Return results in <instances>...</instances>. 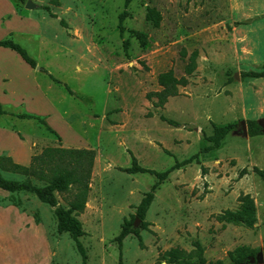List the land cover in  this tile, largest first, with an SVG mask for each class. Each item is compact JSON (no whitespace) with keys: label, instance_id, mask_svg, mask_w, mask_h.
<instances>
[{"label":"rangeland","instance_id":"374dc122","mask_svg":"<svg viewBox=\"0 0 264 264\" xmlns=\"http://www.w3.org/2000/svg\"><path fill=\"white\" fill-rule=\"evenodd\" d=\"M28 1L36 8L28 10ZM125 1L26 0L18 14L11 7H16L14 0L9 6L0 1V41L13 39L38 64L36 79L23 86L26 74L15 57L24 61L0 47V71L13 77L5 92L0 88L7 112L0 131L13 130L20 137L0 139V156L15 161L14 153L28 148L27 142L31 159L48 148H87L97 154L87 207L79 216L87 258L68 234L58 233L56 208L22 193L17 197L24 206L17 208L33 222L38 214L39 227H25L15 215L0 211V264H170L162 258L166 252L194 254L196 243L211 264H231L229 254L240 247L255 252L251 260L264 254V180L259 175L264 171V135L249 136L248 126L244 132V124L264 120V79L245 77L264 67V0H133L125 22L128 54L118 31ZM148 7L161 12L160 28L147 21ZM130 31L147 33L151 48L143 50ZM195 51L197 68L188 75ZM170 70L188 84L160 107L154 95L163 90L158 79ZM44 94L58 113L44 104ZM22 113L45 118L65 138L15 116ZM227 125L232 131L214 147L216 129ZM133 158L157 172L194 158L155 191L146 215L148 230L141 229L136 208L158 179L124 172ZM3 176L44 184L30 174L5 171ZM74 195L59 194L60 206L68 207ZM245 207L255 210L253 228L222 219L227 211ZM127 221L141 229L142 241L130 235L120 245Z\"/></svg>","mask_w":264,"mask_h":264},{"label":"trees","instance_id":"16d2710c","mask_svg":"<svg viewBox=\"0 0 264 264\" xmlns=\"http://www.w3.org/2000/svg\"><path fill=\"white\" fill-rule=\"evenodd\" d=\"M14 1L17 8L19 7V4H26V0ZM132 2L133 0L125 1V11L119 17L118 26L120 37L123 40V47L127 54L129 52L131 42L129 39H125L127 32L125 22L130 17L129 7ZM147 21L151 23L154 28H160L163 16L156 8L148 7ZM61 23L67 28V24L65 22L62 21ZM130 33L138 40L143 50H149L151 48V41L147 33L141 31H130ZM0 47L12 49L18 53L31 68L37 69V61L25 48L16 43L13 39L0 41ZM198 57L199 54L197 51L191 55L190 62L186 68L188 75H192L195 72ZM42 71L48 74L54 83L65 87L63 82L56 79L54 75L48 73L45 69H42ZM245 77L264 79V67L261 71L246 73ZM158 82L163 90L154 95L158 98V105L160 107H163L168 102L169 98L179 95L178 90L180 86H186L188 84L186 79H178L172 70L162 73L159 76ZM66 90H68L70 96H76L75 93L70 91L67 87ZM6 115L7 112L4 105L0 102V120ZM15 116L19 119L34 120L40 123V125L43 126L50 135L62 140L60 135L49 126L45 118L27 113L17 114ZM165 121L173 126H178V124L173 120L166 119ZM247 126L249 136L257 137L264 135V128L257 121H249ZM232 129V125L218 127L214 137L211 138V141L214 143V147L219 148ZM96 156V151L92 149L48 148L42 156L34 157L32 159V165L30 167L15 163L13 158L10 156H0V189L11 194L8 199H0V205L7 206L9 204L23 208L24 202L21 198L17 197V195L29 193L34 195L41 203L49 207L56 208L55 215L57 218L58 233L61 235L68 234L76 243V246L83 255L84 259H86L87 255L80 241V239L86 235V232L79 216L84 213L87 207ZM193 161L194 158H190L183 162H177L173 167L165 172H157L155 170L142 167L136 158H133L132 166L125 169L124 172L130 175L148 174L155 176L158 179V183L153 187V191L148 193L142 200L141 204L136 208V218L142 221L141 229H149L150 224L146 222V215L154 201L155 191L158 189L160 184L167 181L173 172L190 165ZM5 171L10 173L34 175L35 177L41 179L44 184L39 186L31 181L8 180L3 176V172ZM259 175L264 180L263 170L259 171ZM72 191H75V195L68 207L60 206L58 195L71 193ZM5 202H7V204L3 205ZM34 217L36 222L39 224V215L35 214ZM222 219L230 224L253 228L256 224V213L252 207H245L236 212L227 211L222 216ZM141 229H134L132 222L127 221L123 227L122 233L118 237V242L122 245L123 241L130 235H135L140 241H142ZM195 246L197 250L194 254L187 255L185 252L180 250H171L166 252L162 258L170 264H211L206 262L202 246L199 243H196ZM229 257L231 264H246L251 260V258L255 257V252L247 247H240L234 252H231ZM194 258H196V261H193ZM214 264L225 263L223 261H218Z\"/></svg>","mask_w":264,"mask_h":264},{"label":"crops","instance_id":"0c3cea01","mask_svg":"<svg viewBox=\"0 0 264 264\" xmlns=\"http://www.w3.org/2000/svg\"><path fill=\"white\" fill-rule=\"evenodd\" d=\"M1 2H4L6 3L8 6L11 5L10 3L11 0H0ZM13 13H16L18 14V9L17 7H15V5L13 4ZM18 54V53H17ZM19 55V54H18ZM20 56V55H19ZM21 57V56H20ZM22 58V57H21ZM16 61H17V65L19 66V68L21 67L23 69V71H25V74H26V78L24 81L20 80L21 81V84L23 86H28V81H26L27 79H30L31 77H35L34 79H36V73H37V70L36 69H33L31 68L22 58V60L24 61L23 64L22 62H20V60H18V58H16ZM25 65V66H24ZM0 88H3L4 89V92L7 90L8 86L12 83V76L9 75V73L7 72H3V71H0ZM5 95V94H4ZM1 100V99H0ZM42 101L44 102V104L48 107H50L52 110H55V106L53 104V102H51V99L46 95L44 94L43 95V99ZM1 102V101H0ZM2 103V102H1ZM3 104V103H2ZM55 113H58V111L55 110ZM59 116L61 118L62 121H64L65 119L63 118V116L59 113ZM65 122V121H64ZM68 125V124H66ZM0 132H2V134L0 135V139L2 142L4 141H7L9 137L11 138H15V139H18L19 140V135H18V132L16 131H13V130H1ZM60 135V134H59ZM61 136V135H60ZM63 137V135L61 136V138ZM65 137H63L64 139ZM22 140V139H21ZM20 140L21 143H23L22 141ZM27 144H29V147L28 148H25L23 147V151L22 152H15L14 153V157H15V163L19 164V165H22V166H28L29 163L31 162V151H32V147H31V144L29 142H27ZM25 145V144H24ZM87 149V148H85ZM3 149L0 148V155L2 154V151ZM14 160V158H13ZM17 161V162H16ZM22 164H20V163ZM4 191V190H3ZM11 194L7 191H5V193H0V197L2 198H8L10 197ZM0 211L3 213V214H13L15 215L19 222L18 224H24L25 227H30L32 225H34V227L38 228L39 225L35 222H33L32 220V217L31 215L28 216L26 213H24L21 209L15 207V206H12V205H8V206H0ZM31 217V218H30Z\"/></svg>","mask_w":264,"mask_h":264},{"label":"water","instance_id":"95a60500","mask_svg":"<svg viewBox=\"0 0 264 264\" xmlns=\"http://www.w3.org/2000/svg\"><path fill=\"white\" fill-rule=\"evenodd\" d=\"M26 8H27L28 10H33V9L36 8V5H35L32 1H28V2H27V5H26ZM39 70H40V69H39ZM236 78H238V77H236ZM260 125L263 126V128H264V120H263L262 123H260ZM244 132H245V134H247V125H246V124H244ZM138 221H140V220H138ZM263 261H264V254L261 253V254L258 256V258H256V259H252V260H251V264H254L255 262H263Z\"/></svg>","mask_w":264,"mask_h":264}]
</instances>
